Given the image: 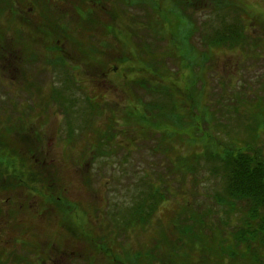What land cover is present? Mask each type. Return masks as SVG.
<instances>
[{"label": "rangeland", "instance_id": "374dc122", "mask_svg": "<svg viewBox=\"0 0 264 264\" xmlns=\"http://www.w3.org/2000/svg\"><path fill=\"white\" fill-rule=\"evenodd\" d=\"M43 1L0 0L1 45L7 46L9 38L14 37L17 45L19 43L23 47L26 44L32 52L43 47L48 49L43 61L39 60L33 66L30 79L34 86L27 87L18 71V67L22 69L23 65L18 48L15 51L10 49L12 61L9 66L3 65V68L1 65L0 140L3 135L13 138L8 131L12 130L13 123L19 122L18 128H14L15 133L22 139L28 133L30 138L26 143L36 150L31 163H38L40 157V170L51 174L59 193L77 204L79 210L74 217L75 223L69 225L62 222L63 215L50 212L51 207L44 195L39 194L38 197V193L29 188L11 194L0 190V211L4 209V215L0 216V255L3 251L9 253L4 255L1 264H116V258L121 261L119 264H132L136 250L149 249L161 232L173 240L171 233L177 231L180 221L183 224L191 217L192 223L197 217L204 220L211 229L208 233L226 230L225 235L232 238L231 234L240 225L241 214L230 213L228 202L221 204L218 201L220 195L224 196L221 191L224 181L210 172L214 164L203 161L192 174L185 173L186 177L179 172L183 159L186 167L191 164L193 156L201 155L205 145L211 142L201 141V131L195 129L182 133L180 140L171 141L165 138V133L136 122L137 114L144 112L142 103H151L154 99L134 86L133 80L140 81L144 75L145 65L142 67L137 63L147 58L142 52L150 48L158 57L164 56V63L173 76L184 79L193 75L191 69L182 71V65L175 57L170 58L173 51L169 37L166 39L159 35L157 39L153 38L151 34L154 32L143 27L144 23H151L155 12L147 7H135L136 0H108V3L101 0L100 6H108L115 17L102 14L103 9L99 7L94 10L96 13L92 18L100 15L101 21L106 22L105 27L114 25L113 34L107 36L102 33L103 23L99 21L92 26L87 21L90 0H48L49 5ZM222 1L241 8L239 15L248 21L246 34L251 38V46L244 52L237 45L209 50L204 45V37L192 35V41L195 51L200 48L202 52L201 60H205L201 67L200 61L193 69L201 78L196 87L201 107L194 108L195 113L202 116V131L212 133L213 138L225 143L241 133L243 125L237 113L244 104L255 101L249 91L246 93L247 83L253 85V91L264 90V30L261 27L264 24V0ZM207 2L199 0L194 4V13L191 10L194 22L203 28L205 39L222 17L228 16L227 21H231L238 14L216 10V5L206 6ZM161 4L160 11L164 12L171 5L169 0ZM259 19L261 25L255 26ZM44 20L57 21L63 31L53 27L56 30L51 29L39 44L37 30L49 29L48 25L47 29L42 28ZM30 32L32 37L26 43ZM59 32L63 36L62 41L53 42ZM140 37L148 43L142 42ZM80 45L82 51L77 50ZM142 45L148 48L145 46L144 49ZM56 46L63 49V59L60 57L58 61ZM17 62V67L12 66ZM41 63L44 65L43 74L36 69L41 67ZM110 68L112 74L104 76ZM160 74L164 75L163 72ZM154 82L161 83L159 80ZM124 87L126 89L123 90ZM53 95L60 98L59 102ZM94 104L100 106V114L96 112L98 109L92 111ZM178 107L177 115L182 113L185 117L192 112L183 100L179 101ZM69 113H73L71 121ZM212 115L215 118L213 125L217 122L221 127L209 124ZM188 116L187 124H191L192 118ZM112 120L117 122L115 132L112 131L117 136L113 141L111 136L108 141L105 135L111 134L109 125ZM23 123L27 133L18 131ZM71 130L72 138L68 135ZM151 180L158 181L159 186L166 182L160 191L165 202L153 214L150 225L142 224L126 234H119L115 220L148 195L147 183L152 185ZM7 186L0 184L3 189ZM35 187L40 188V185ZM20 203L25 205L22 211L13 207ZM238 204L242 206L243 203ZM77 221L83 225L90 224L84 227L94 229L89 235L96 240L107 238L105 244L114 249L115 255L101 253L92 245L94 241L75 237L73 230L69 229L74 228ZM214 221L217 225L213 228ZM152 257H155L151 259L154 264H160L159 253ZM197 259L195 254L190 256V262L196 263Z\"/></svg>", "mask_w": 264, "mask_h": 264}, {"label": "trees", "instance_id": "16d2710c", "mask_svg": "<svg viewBox=\"0 0 264 264\" xmlns=\"http://www.w3.org/2000/svg\"><path fill=\"white\" fill-rule=\"evenodd\" d=\"M100 1L90 0L87 21L92 26L96 25L99 21L103 23L102 33L108 36V34H113L114 25L107 24L105 27L104 23L106 22L101 21L100 15H95L92 18L93 14L96 13L94 10L101 7ZM164 1L166 0H136L135 7H147V9L157 13V15L153 14L151 23L148 25L144 23L143 27L148 29V31L154 32V34H151L153 38L157 39L159 35L163 36V38L165 36L166 39L169 37L170 49L173 52L171 56L168 52L167 54L171 59L173 56L176 61L180 62L182 71L191 69L193 75L190 77L186 76L184 79L179 78V76H173L167 64L164 63V56L158 57L155 52L145 45L148 50H145L142 54H145L147 58H144V62H137L142 67L145 65L143 69L144 75L142 74L143 76L140 81L133 80V82L135 87H140L147 93V96H153L154 99L151 103H142L144 112L141 115L137 114L136 122L165 133V138L171 141L180 140L181 134L191 129L198 130V132L201 131L200 140L204 142L207 140L211 143L205 145V150L201 155H194V158L191 159V164L186 167L184 166L186 160L183 159V162H180L181 167L178 166L180 168L179 172L184 173L183 176L186 177L185 173L192 174L193 169L200 166L201 162L209 161L213 163L214 165L210 169V172L214 176L219 175L224 181V186L221 190L224 196L220 195L218 201L221 204L227 201L230 213L235 214L239 212L241 214L239 218L240 225L231 234L232 238H228L225 235L227 233L226 230H217V234L214 233L215 230L208 233L211 229L209 225H205L204 220L197 217V219L195 218L196 222L192 223V217L188 218L183 224L180 221V226L176 229L177 231L173 232L174 235L171 233L173 240L168 238V234L161 232L158 240L153 242L149 246V249L146 251L136 250L133 255L136 259L131 263L154 264V261L152 262L151 259L155 257L152 256L159 253L161 259L158 262L160 264H264V146H262V134L264 133V90L263 92L258 91L259 93L262 92L260 95L257 91H253V85L249 86L247 83L246 93L249 91L251 96L255 98V101L244 104L240 113H237L239 114L238 120L241 121L240 123L243 127L238 137L231 138L229 142H220V140L212 137V133L202 131V116L197 115L194 109L197 107L200 109L201 107V100H199L200 93L196 89L201 78L194 73L193 69L200 61L199 66L205 60H201L200 58L202 54L200 48H196L195 51L192 41L193 36L204 37V45L209 50L222 46L233 47L237 45V48L244 52L247 47L251 46V38L246 34L248 32V21L240 16L239 12L242 10L238 6L231 3L226 4V1H222L221 3L220 0H205L208 1L206 6L210 4L216 5V10L226 11L229 14L238 12L236 17H232L231 21H227L228 16L222 17L218 26L205 39L202 31L203 28L198 23L196 25L192 17L195 8L194 4L199 0H169L171 5L166 12L160 11L162 7L161 3ZM110 2L112 1L110 0ZM43 3L49 5L48 0H44ZM101 8L103 9L101 10L102 14H110V16L115 17L111 15L114 12L108 9V6ZM191 10L193 13H191ZM47 11L50 15L51 12ZM52 21L44 20L50 29H48V32L51 29L55 31L56 29L53 28L55 26L63 31V27L59 23L57 24V21ZM260 21L259 19L254 25L260 26ZM261 27L264 30V24ZM65 36L67 37L68 35L65 33ZM146 37L148 36L146 35ZM68 39H70L69 36ZM140 39L142 42H146L143 37H140ZM145 46L143 47L144 49ZM80 49L82 47L77 50ZM84 55L86 56L85 53ZM124 62H127V60ZM112 71L110 68L106 77L111 75ZM162 72L165 76L160 74ZM157 80L161 83L154 82ZM122 81L127 82L125 80ZM157 85H159V88H156ZM124 89L126 88L124 87ZM53 97L59 102L60 98L58 96L53 95ZM156 98H158V101ZM160 98L163 99L160 100ZM180 100H183L184 105H188L190 111H192L188 112L185 117L182 113L177 115L178 112L176 110L179 109ZM167 101L171 103L166 104L168 103ZM69 103L71 102L69 101ZM94 105L95 107L91 106L92 111L95 112L98 109L96 112L100 114V106L98 104ZM235 110L238 111L237 107H235ZM190 113L191 115H189ZM72 114L68 115L69 121H71ZM187 116L192 118L191 124H187ZM210 119L211 122L209 121V124L212 123L213 127L220 125L217 122L213 125L215 119L213 115ZM113 120L109 125L111 134L105 135L106 139L109 138L108 141L111 140V136L112 141L117 136L116 133L112 132L117 125V122ZM18 123H13L12 130L8 131L12 134L13 138L3 135L0 140V184L8 185L6 188L4 187L5 189L0 187L1 192L5 191L3 192L5 194H7V191L10 194L14 193V191L20 193L25 188H29L38 193V195H44L43 197L46 199L47 205L51 207L50 212L63 215L62 222L66 221V224L68 223L69 225L74 224V217L78 213L79 207L63 196L62 193H59L60 190L58 187H55L56 182L55 179L51 178V174H45L46 171L40 170V157L38 158V163H31L36 157V150L31 148L32 145L26 143V140L29 142L30 135L26 132L24 123L21 124L18 131L27 133V137L22 139L21 136L15 133L14 128H18ZM72 133V130L68 133L70 138H72ZM157 182L151 180L150 184L152 185L147 183V190L150 189L148 195L143 200L141 199L140 202L135 203V205L133 204L134 207L129 209V215H127L128 213L122 214L118 220H115V227H117L119 234H126L131 228L139 227L142 224H151L153 214L165 202V197L161 192L162 185H165L166 182L163 181L160 186ZM35 185H40V188L35 187ZM56 193L59 195L56 196ZM0 202L2 203V201ZM238 203L243 204L240 206ZM13 207H19L21 208L19 211H22L25 205L20 203L18 205L14 204ZM42 207H44L43 204ZM3 210L2 212L0 211V216L4 215ZM8 215H11V213L9 212ZM62 222L61 224H64ZM222 223L223 221L220 222V224ZM0 224H2L1 221ZM84 225L77 221L75 227L69 230H73L72 233L75 237H84L83 239L94 241L92 245L99 249L101 253L105 252L106 254L115 255L114 249L105 244L108 241L107 238L99 237L96 240L94 236L89 235V232L94 229H87ZM214 225H217L216 221L212 224L213 228ZM102 241H104L103 244H101ZM5 254L9 255V253L3 251V254L0 255V264L4 262L2 258H4ZM192 254L198 256L196 263L190 262ZM116 260V264L121 262L118 258ZM121 264H124V262Z\"/></svg>", "mask_w": 264, "mask_h": 264}, {"label": "flooded vegetation", "instance_id": "af4514ba", "mask_svg": "<svg viewBox=\"0 0 264 264\" xmlns=\"http://www.w3.org/2000/svg\"><path fill=\"white\" fill-rule=\"evenodd\" d=\"M42 23H43L42 24V26H43L42 28H46L45 22H42ZM46 31H43L42 29L41 30H37V32L39 33V38L37 39V41L39 40L38 41L39 44H42L43 41L45 40L43 38V36H47L48 31L47 32ZM31 37H32L31 32L29 33V36H28V33H27V38L28 39L26 40V43L29 42V38L31 39ZM62 37L63 36H60L58 34V36L53 39V42H56L57 41V43H58V42L62 41V39H61ZM2 38L3 37H0V40ZM40 40H41V42H40ZM31 44H32V42H31ZM17 48L20 50V52L18 53V55H19V57L21 59V61H20L21 62V65L23 63L22 69H20L18 67V71H19V73H21L22 79L24 80V83L26 84L27 87L34 86L33 85V82L30 79L32 77V73H33V66L36 65L39 60H42L43 56H45L46 51L48 49L46 47H43L42 50L39 49V51L38 50H34L32 52L30 46L27 47L26 44H25L22 47L19 43H18V45L16 44V40H15L14 37H12V39L9 38V40L7 41V46H3L0 43V67H1V65L2 66L4 65L6 67L9 66V64L12 61L11 60V56H10L11 55L10 49H13V51H15V49H17ZM56 48L59 51V55L56 58V60L58 61L60 59V57H62V54L61 53H62V50L63 49L61 47H57V46H56ZM12 56H13V54H12ZM12 59H13V57H12ZM62 59H63V57H62ZM18 65H19V62L12 63V66H16L17 67ZM40 65H41V67H39V68H36L35 67V68L38 69L41 74H43V71L42 70H43V66L44 65H43V63H41ZM57 65L61 67V65H59V64H57ZM4 66H3V68H5ZM104 76H106V74H104ZM18 86L21 87L22 85H18Z\"/></svg>", "mask_w": 264, "mask_h": 264}]
</instances>
